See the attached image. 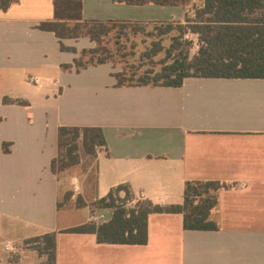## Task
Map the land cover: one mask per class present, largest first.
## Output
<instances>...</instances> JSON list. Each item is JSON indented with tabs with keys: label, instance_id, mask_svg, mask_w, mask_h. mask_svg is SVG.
Instances as JSON below:
<instances>
[{
	"label": "crops",
	"instance_id": "obj_1",
	"mask_svg": "<svg viewBox=\"0 0 264 264\" xmlns=\"http://www.w3.org/2000/svg\"><path fill=\"white\" fill-rule=\"evenodd\" d=\"M52 16V0H18L0 10V264L6 242L21 249L11 264H49L47 255L23 246L49 233L54 264H264V79L188 77L178 88L115 87L110 64L60 69L94 44L64 39L76 53L59 51L53 33L35 28ZM82 16L182 23L184 11L82 0ZM31 76L42 85L30 84ZM60 126L98 127L106 141L92 164L71 168L65 181L49 168ZM89 177V196L79 194L83 205L73 193L57 207L64 189L81 188ZM188 180L227 186L211 213L216 230L186 231L180 213H151L144 245L100 244L92 233L65 231L91 223V216L108 221L111 209L90 204L118 185L132 193L128 206L165 207L182 204Z\"/></svg>",
	"mask_w": 264,
	"mask_h": 264
},
{
	"label": "trees",
	"instance_id": "obj_2",
	"mask_svg": "<svg viewBox=\"0 0 264 264\" xmlns=\"http://www.w3.org/2000/svg\"><path fill=\"white\" fill-rule=\"evenodd\" d=\"M127 6L155 5L159 7L186 8L191 0H111ZM18 0H0V10L6 11ZM200 6L192 9V15H184V22H160L154 26L139 60L149 63L140 74L134 68L125 72H112L115 87H162L178 88L188 77L195 78H260L264 79V0H201ZM51 20L40 21L36 29L53 33L61 52L76 53L72 47L63 45L64 39L86 38L94 44L82 49L71 64H60L63 71H79L91 66L111 64L117 58L134 55L126 52L120 44L121 36L143 32V22L120 20H85L82 16V0H52ZM142 26V27H141ZM130 28V32L126 30ZM197 35V53L189 56L191 42L185 35ZM113 35V36H112ZM163 37L169 43L164 46ZM111 38V39H110ZM113 39V46H109ZM145 43V42H142ZM134 44L130 45L133 49ZM163 54L159 62L154 58ZM159 65L155 70L154 65ZM6 101V99H4ZM18 105H25L16 101ZM2 151L8 152V143H2ZM106 147L101 128L60 126L57 129V155L50 161V171L59 176L83 161L90 165L99 148ZM216 181H193L184 183L183 202L179 206H157L149 201L128 206L132 193L126 185H118L108 194L90 205L99 209H111L107 222L85 223L65 230L69 233H92L100 244L144 245L147 242V217L151 213H180L182 229L186 231H213L218 228L211 219L217 204V193L226 188ZM122 191L124 195L119 196ZM70 192L62 195L57 207L67 204ZM83 205L81 198L76 206ZM55 233L27 240L38 242V254L47 255L49 264H54Z\"/></svg>",
	"mask_w": 264,
	"mask_h": 264
},
{
	"label": "rangeland",
	"instance_id": "obj_3",
	"mask_svg": "<svg viewBox=\"0 0 264 264\" xmlns=\"http://www.w3.org/2000/svg\"><path fill=\"white\" fill-rule=\"evenodd\" d=\"M201 3H202L201 0H191L189 5L186 8H183L184 15L186 13H188L191 16L192 15V9L195 6H200ZM172 22H177V20H174ZM183 22H184V18H183ZM142 26H143V30H144L143 32H140L137 34L129 33L126 35V37L121 36V38L119 40L120 44L125 45V47H126L125 51L126 52H130V50H133L134 55H128L127 57H125L123 59L117 58L116 60H114L113 63L110 64V66L112 68V72H114V73L125 72L126 74H128V72L132 71L135 67H139L138 70L136 71V73L140 74L144 69H146L148 67L149 63L145 60H139V55H140V52L142 51L143 47L146 44H149L151 42V40L155 39V37L153 38L152 36L151 37L147 36L146 33H150L154 26H158V22H145V24H143ZM126 30L128 32H130V28H126ZM184 39H187L188 41L191 42V46L189 48V56L191 57V56L195 55L197 53V50L199 47L197 35L188 33L185 35ZM142 42H145V43H142ZM162 43L164 46L168 45L169 40L167 39V37H163ZM112 44H113V39L110 40L109 46H113ZM131 44L135 45V47L133 49L130 48ZM162 56H163V54H159L157 57L154 58L153 62H156V63L159 62V59H161ZM131 66H134V68H131ZM154 66H155L154 67L155 70H157L159 68V65L155 64ZM20 89L22 90V87H20ZM24 89L26 90L25 87H24ZM59 176L61 177V179L63 181H65L67 179V177H66L67 175L65 173H61ZM91 177H92V175H91ZM91 177L88 178V181H86V178H82V179H84L82 181L83 189H82V186H81V188H79L78 185H76L75 186L76 189H74L75 187H73V185L72 186L70 185L67 187V189H64V190H66L65 192H70L71 195L73 193H76L74 196V200H76L77 198H80L79 197L80 193L84 197H88L89 196L88 194H89V192H91V188L93 185V179ZM60 201H61V199H60ZM70 202H71V200H70Z\"/></svg>",
	"mask_w": 264,
	"mask_h": 264
},
{
	"label": "built area",
	"instance_id": "obj_4",
	"mask_svg": "<svg viewBox=\"0 0 264 264\" xmlns=\"http://www.w3.org/2000/svg\"><path fill=\"white\" fill-rule=\"evenodd\" d=\"M28 81L30 84L36 87H40L42 85V79L39 78L38 76H31L29 77ZM90 221L95 224H101L107 222L104 215L91 216ZM37 245H39L38 242H25L23 244L25 248H30L34 250ZM2 250L8 254V257L6 259V264H11V262H13L16 259V257L20 256L21 249L16 244L6 242L2 245Z\"/></svg>",
	"mask_w": 264,
	"mask_h": 264
}]
</instances>
